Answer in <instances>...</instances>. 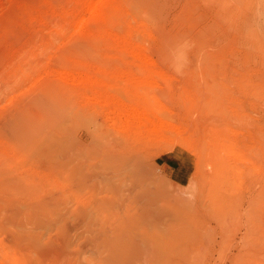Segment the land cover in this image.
Wrapping results in <instances>:
<instances>
[{
  "label": "rangeland",
  "instance_id": "374dc122",
  "mask_svg": "<svg viewBox=\"0 0 264 264\" xmlns=\"http://www.w3.org/2000/svg\"><path fill=\"white\" fill-rule=\"evenodd\" d=\"M53 86L155 153L183 197L215 164L230 205L225 224L206 217L198 264H264V0H0V126ZM18 152L0 135V155Z\"/></svg>",
  "mask_w": 264,
  "mask_h": 264
},
{
  "label": "bare ground",
  "instance_id": "6f19581e",
  "mask_svg": "<svg viewBox=\"0 0 264 264\" xmlns=\"http://www.w3.org/2000/svg\"><path fill=\"white\" fill-rule=\"evenodd\" d=\"M71 98L51 87L0 126L25 151L22 163L0 155V245L12 264H198L206 217L224 220L230 205L220 169L213 164L204 193L183 197L182 186L152 170V152L110 137L94 123L100 114ZM84 120L96 126L78 132Z\"/></svg>",
  "mask_w": 264,
  "mask_h": 264
}]
</instances>
